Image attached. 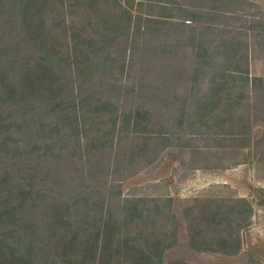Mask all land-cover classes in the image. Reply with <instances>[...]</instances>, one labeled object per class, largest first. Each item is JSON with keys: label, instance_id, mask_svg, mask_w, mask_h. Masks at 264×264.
<instances>
[{"label": "rangeland", "instance_id": "obj_1", "mask_svg": "<svg viewBox=\"0 0 264 264\" xmlns=\"http://www.w3.org/2000/svg\"><path fill=\"white\" fill-rule=\"evenodd\" d=\"M1 2L0 71L5 70L11 56L19 60L28 58L33 66L38 65L40 76L53 60L51 68L57 70L56 59L36 61L40 54L35 43L40 40L36 35L39 33L41 42L50 47L49 52L55 50L67 58L66 88L57 92L66 95V103L81 101L79 95L75 100L68 95L78 84L84 97L100 94L114 102L119 112L132 106L143 107L153 120L157 119L153 123L157 125L158 121L172 117L180 109L191 111L194 108L197 97L205 94L210 86L212 71L208 66L225 62L220 51L222 47L218 45L241 39L247 40L250 47L249 76L264 77V0H34L27 23L14 15L10 0ZM119 4L126 5L132 14V23L136 21L142 27L128 37L121 33L117 35L107 47L116 63L103 70L97 67L90 74L88 64L80 65L81 69L73 57L79 59L80 50L90 52L91 44L85 36L97 40L101 31L112 33L109 24L114 29ZM213 5L212 10L207 7ZM208 9L216 11L218 16L211 20V29L203 30V22L210 20L205 16L196 19L191 12ZM161 17L166 18L165 22L158 25L154 20ZM192 32L195 34L193 40L189 39ZM201 34L202 40L199 41ZM9 49L18 51V55L7 51ZM219 72L215 73L214 83L223 79ZM224 90V87L220 88L219 96L224 95ZM241 90L238 104L226 103L224 96L215 98L217 101L204 109L212 114L229 115V118L232 117L230 112L234 111L235 120L243 123L233 122V126L245 124V133L228 135L222 140L221 148L212 145L215 144L213 138L189 134L193 146L211 145L214 151L220 148L216 157L211 155L207 168L194 169L184 163L191 156L181 151L177 139L162 146L158 137L149 138L141 150L144 156H151V161H145L142 156L132 160L133 142L141 143L144 138L124 129L116 130L112 143L105 141L100 152L94 149L95 146L86 152L84 144L78 145L73 139L66 143L61 154L54 147L55 154L49 149L38 157H29L22 165L17 154L9 156L10 153L0 151V169L4 170L0 175H14L9 177L11 195L18 193L17 187L23 183H34L35 190L30 196L35 202L28 206L31 199L22 201L20 207L23 211L15 218V224L29 226L37 243L36 247H31L26 239L17 238V252L12 256L8 249L0 251V264H82L79 262L82 260L83 264H111L114 252L110 251V243L106 251L102 249L103 240L106 241L107 235L113 232L116 244L118 231L113 222L119 224L125 220L120 205L123 198L166 194L170 197V209L174 214L175 233L166 237L171 244L162 253L164 262L264 264V81L258 82L256 87L249 82ZM94 102L85 100L82 107L95 112ZM39 104L43 102L34 101L35 106ZM103 110L108 112L105 108ZM17 112L13 110V113ZM47 112L42 110L43 118L52 117ZM106 113L102 119L106 118ZM229 118L226 120H232ZM208 120L212 124L211 119ZM208 124V121L203 123V128L210 130ZM99 125L107 127L106 122ZM21 132L19 129L13 135L20 138ZM89 133L87 130V137ZM87 158L95 164L90 165L97 173H92L85 161ZM217 158L224 167L215 165ZM201 160L204 158L197 162ZM58 173L61 176H57ZM244 201L250 209L241 217L238 207ZM232 203L237 205L235 214L228 216L225 212ZM216 205L221 212L215 215L206 212ZM55 212L61 216L60 224L50 222L54 220L52 214ZM139 221L129 223L131 234L141 229ZM239 221L243 223H237ZM84 222H89V226ZM163 224L159 230L164 228ZM83 225L87 227L88 235L81 232L74 236L77 228ZM5 229V224L0 223V233ZM62 229L64 232L60 234ZM190 230L206 239L237 237L239 247L235 251L223 252L214 242L210 249L195 250L189 243ZM121 231L127 232L122 227ZM96 242L99 244L97 249L93 247Z\"/></svg>", "mask_w": 264, "mask_h": 264}, {"label": "trees", "instance_id": "obj_2", "mask_svg": "<svg viewBox=\"0 0 264 264\" xmlns=\"http://www.w3.org/2000/svg\"><path fill=\"white\" fill-rule=\"evenodd\" d=\"M1 1L2 0H0V2ZM33 2L34 0H10L9 3L11 9H14V15L16 17L18 16L23 23H27L29 21L28 12L33 6ZM207 7H212L210 8L211 10L215 8L214 5ZM210 9L200 12L192 10L191 12V15L196 19L205 16L210 20L207 23L203 22V30L211 29L213 26L210 23L211 20L218 16L216 11L212 12ZM119 10V16L117 17L115 27H113L114 29L110 28L109 24V32L111 31L112 33L109 34L101 31V33H98L100 35H98L99 38L97 40L89 39L85 36L84 38L91 44L90 52L80 50L78 54L80 58L73 57L75 64L81 69V66L88 64L87 66L90 68V74H92L97 67L103 70V68L112 67V64L116 63L115 57L111 55L107 47L117 35L119 36L121 33L128 37L131 32L142 27V25L136 23V21L132 23V14L129 12L126 5L119 4ZM6 11H8L7 8ZM164 19L166 18L161 17L154 21L159 25L165 22ZM192 33L189 39L193 40L195 34L194 32ZM36 35L40 36V40L35 41L36 47L40 52L36 61L40 63L39 59L41 58L45 60L50 58L56 59L57 70L51 68L54 63L53 60L52 64L49 62L50 67L48 65L40 76L37 72L38 65L33 66L28 58H21V60H19L20 58L11 56L10 59H12L7 60L5 70L3 69L0 71V151H4L8 154L10 153L9 156L17 154V157H20L17 158V160H21L22 165L27 163L29 157H38L39 154H45L49 149L55 154L53 150L54 147H56V149H58L57 151L61 154L66 143H69L73 139L78 145L83 143L86 152L93 149L94 146L97 147L94 149L100 152L105 141L112 143L113 138L116 136V130L122 131V129H124L127 133H135V136L138 138H144V141L141 143L136 141L133 142L131 150L134 152L131 151L132 154L130 155L132 160L136 156H142L145 161H151V156H144V152L142 151L147 144L146 140L149 138L158 137L162 146H168L172 143L171 141L173 139H177L181 151L191 156V158L185 159L184 163L194 169L207 168V162H209L211 155L216 157L215 154H217L222 147L224 143L222 140H225L228 135H242L245 133L246 125L241 124V126H239V124H235V126H233V122L243 123L239 120H235L234 111L230 112L232 117L229 118V115L228 117L221 116L218 112L212 114L210 111L204 109L205 106L212 104L215 98H224V96L227 99L226 103L233 105L238 104L240 94L242 93L241 88L249 82L253 87H256L258 82L264 81L263 76H249L248 61L250 57V47L247 40H236L234 43L224 40L226 42H222L218 46L222 47L220 51L223 58H225V62L218 64V66H208L210 71H212L209 79L210 86H208V90L205 94L199 96L200 98L197 97L198 101L196 100L197 104L194 108L191 111L180 109V111L178 113L176 112L177 114L172 115V117H167L164 120L158 121L157 125H153L157 119L153 120L152 117L148 115V112L142 109L143 107L140 106L138 108L132 106L126 111L119 112L114 102L106 99L100 94L94 93L84 97L82 95L83 90L78 84H76L74 88H71L68 95L71 96L70 98H72V100H75V98L78 97L77 95H79L81 101L77 103H66V101H64L66 95L64 94L62 96L57 94V92L58 90L66 88L67 58L63 54L60 55L59 52H54L55 50L49 52L48 49L51 50L50 47L41 42V34L37 33ZM202 36L203 34H201L199 41L202 40ZM33 38H35V35H33ZM38 43L40 45H38ZM199 47L202 48L203 46L199 44ZM203 50L205 49L203 48ZM7 51L12 52L10 49ZM17 52L13 51L12 54L17 56ZM208 57L210 59V56ZM216 71H220L219 76L223 79L219 78L217 82L215 81L214 83ZM221 87L225 89L223 96H219ZM38 100L43 102V104L35 106L34 101ZM85 100L95 101L92 106L96 114L95 112H89V108L82 107ZM108 107H112V109ZM104 108L108 110L107 113L103 110ZM14 109L18 110V112L13 113ZM42 110L48 111L47 113H50L52 117L49 118V116H46L43 118ZM105 113L106 118L102 119ZM227 118L232 120H226ZM208 119H211L212 124ZM21 121L22 123H20ZM207 121L209 123L207 128H210V130L202 126V124ZM226 121L229 122L226 123ZM102 122H106L107 127L99 125V123ZM229 123L231 125H229ZM19 129L22 130V136L20 138L13 135L14 133H18ZM87 130L90 131L89 137H87L86 134ZM82 133L84 135H82ZM190 133L196 134L198 137L206 136L213 138L215 144L212 145L220 148H216L217 151H214L211 150L213 149L210 148L211 145L204 147L197 145L193 146L190 141L191 138L189 137ZM119 141L120 138L117 135V142ZM154 150L157 151V148ZM192 155H194V157H192ZM199 158H204V160H201L202 162H197ZM218 159L219 158L215 159V162H217L215 165L222 166L219 163L223 162L217 161ZM85 161L89 163L92 173L98 172L92 167L93 165L95 166V164L90 163V158H87ZM0 171L4 170L0 169ZM13 176V173L0 175V223L3 226L5 224L6 228L0 233V251L3 252L5 249H8L9 255L12 256L15 255V251L17 252L15 244L19 237L21 239H26L29 246H37L34 231L26 224L24 226L22 223L18 225L15 224V218L21 216L23 211L22 207H20V204H23L22 201L24 199H31L32 202H30L28 206H33L35 202L33 201L34 198L30 196L32 191L35 190L33 188L34 183L30 181V183H27L29 186L23 183V186L17 187L16 191H18V193H13V195H11L12 189L9 186V177L13 178ZM57 176H61V174L58 173ZM4 185L6 186L5 188L3 187ZM120 205L121 209H124L122 216L125 217V220L119 224L113 222V227L118 231L116 244L114 242L113 232L107 235L106 241L103 240L105 243L102 249L106 251L110 243V251L114 252V261L111 264H187L182 261L166 263L162 258L164 248L171 244V240H166V237L171 235V232L175 233L174 214L170 209V197L167 194L163 196H127L123 198ZM236 207V203L229 204L225 213H228V216L229 214H235L234 208ZM249 209V204L244 201V203L238 207V212L241 214V217H244ZM219 211L221 212L218 205L206 210V212L211 215H215L216 212ZM52 216L54 220L51 219L50 222H57V224H60L61 216L58 217L56 212L52 214ZM137 219L141 221L138 222L139 224L141 223V229H137V232L131 234V231L128 230L129 223ZM12 222L14 224H12ZM162 223H164V228L159 230ZM237 223L243 222L239 221ZM84 224L89 226L90 223L84 222ZM86 226L83 225L77 228V232H74L73 235L76 236L81 232L88 235ZM121 227L125 228L127 232H122ZM63 232V229L59 231L60 234ZM123 233L124 235H122ZM97 234L99 235V233ZM105 234H107V232L103 234L104 237ZM24 236H26V238H23ZM201 236L202 237H198L197 231L190 230L189 243L193 249H210L211 244L214 242L219 244L223 252L235 251L239 247V239L237 237L228 239L220 236L217 239H206L205 236ZM166 241L167 244H165ZM97 245L99 244L96 242V244H93V247L97 249ZM77 261H79V259H77ZM79 262L83 264L84 260ZM64 263L66 264V262Z\"/></svg>", "mask_w": 264, "mask_h": 264}]
</instances>
